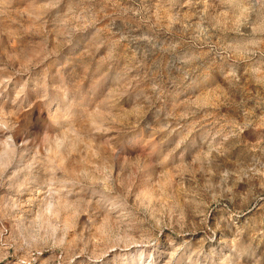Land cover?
<instances>
[{
	"label": "rangeland",
	"instance_id": "1",
	"mask_svg": "<svg viewBox=\"0 0 264 264\" xmlns=\"http://www.w3.org/2000/svg\"><path fill=\"white\" fill-rule=\"evenodd\" d=\"M0 264H264V0H0Z\"/></svg>",
	"mask_w": 264,
	"mask_h": 264
}]
</instances>
